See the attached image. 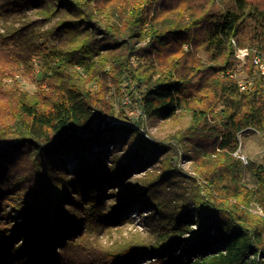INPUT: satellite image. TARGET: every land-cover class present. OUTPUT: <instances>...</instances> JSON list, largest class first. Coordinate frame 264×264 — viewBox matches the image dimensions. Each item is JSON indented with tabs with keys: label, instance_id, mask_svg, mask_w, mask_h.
I'll use <instances>...</instances> for the list:
<instances>
[{
	"label": "trees",
	"instance_id": "16d2710c",
	"mask_svg": "<svg viewBox=\"0 0 264 264\" xmlns=\"http://www.w3.org/2000/svg\"><path fill=\"white\" fill-rule=\"evenodd\" d=\"M27 1L57 42L0 6V264H264V156L251 183L236 155L248 130L264 142V77L252 55L245 91L226 75L233 41L264 54V0ZM21 72L38 93L7 87ZM123 86L173 132L130 121ZM136 210L145 228L103 240Z\"/></svg>",
	"mask_w": 264,
	"mask_h": 264
},
{
	"label": "rangeland",
	"instance_id": "374dc122",
	"mask_svg": "<svg viewBox=\"0 0 264 264\" xmlns=\"http://www.w3.org/2000/svg\"><path fill=\"white\" fill-rule=\"evenodd\" d=\"M223 0H218V2L220 3ZM0 6L4 7V6H8L10 8V11L12 12V14L10 15V19L12 21H16L19 19H23V18H28L31 19L32 21H34V25L39 28V30L41 31V33L43 34V42H45L47 45H53L56 44L57 40L55 38V36H52L50 33H48V28L51 26V24L54 22H46L45 19H43L40 16V12H38L37 10H35L32 7V4H28L27 0H0ZM4 23V19L3 17L0 16V24ZM238 46V45H237ZM185 48L187 49L188 46L186 45ZM240 48V47H239ZM198 56L206 62L207 60V56L204 53L203 50H199L198 51ZM239 60V59H238ZM240 62V66L239 68H237L239 71H241V74L246 75V71L243 72V69H245V66L241 64ZM32 68H33V77L36 79H40L41 78V72L43 70V65H42V61L38 58H34L33 62H32ZM78 69H80L78 67ZM13 80H17L15 81L18 85V88L22 91H25L29 94H36L39 91V87L37 86L36 83H34L32 81V77L28 76L27 73L25 72H21L18 73L16 75L15 78H8L5 79V83L7 85V87H11L13 86V84L15 83ZM12 81V82H11ZM41 90H47L46 85H42ZM129 91V90H128ZM128 91L126 90V86H123L119 92H116V97L114 98V103L117 109L122 108L121 106L124 105V101L126 97H130L128 95ZM126 109V111H128L129 108L124 107ZM132 121V120H130ZM134 122V121H132ZM186 120L183 121V123H185ZM137 123V122H136ZM138 127L141 128V130L144 133H149V135H152L153 137H158L161 139H164L168 133H172L173 132V125L171 124H165V123H156V124H151V122L146 121H140L137 123ZM167 143H169V141H165ZM238 154L241 156H245L247 158V160L250 162L252 161H258L261 159V157L264 156V142L259 134V132L254 131V130H248L246 131L244 134L240 135V147L238 149ZM190 158H187V160H183L179 157H175L174 158V165H176V167L178 168V170L181 172L180 175L182 177H195L193 171H192V163L191 161H188ZM244 162V161H243ZM246 164V168H245V173H244V180L246 182H254V177L252 176L248 164ZM137 177H142L143 174H136ZM183 179L181 180V182H184ZM175 189H177V185L174 186ZM110 191V190H109ZM251 211L258 213L259 209L254 207L250 209ZM7 212L8 214H10V218L11 220H13V222L15 223H19L22 224L23 223V216H20V212L17 211H13L11 209V207L7 208ZM148 213L146 211H141L140 213L136 210L135 213H133V215L131 216L133 218V222H126L124 225L118 227V228H114L113 231L111 233H106L104 235V237L102 236L103 240L105 241H109V240H115V239H123L125 237L128 236V234L132 233L133 231H136L137 229H142V227L145 228L144 226V217L147 215ZM148 261L143 260L141 262H139L138 264H146Z\"/></svg>",
	"mask_w": 264,
	"mask_h": 264
},
{
	"label": "built area",
	"instance_id": "2783aa9c",
	"mask_svg": "<svg viewBox=\"0 0 264 264\" xmlns=\"http://www.w3.org/2000/svg\"><path fill=\"white\" fill-rule=\"evenodd\" d=\"M233 43L236 46V57L241 61V64L244 65L247 62L248 57L252 55V62L256 71L264 77V54L256 50L250 51L247 48H239L235 41H233ZM226 75L238 81L239 89L241 91H245L252 83L251 78H248L247 75L241 74L238 70L228 71ZM124 105L129 108L127 113L132 121L138 123L146 119V115L136 104H133L130 97L125 98ZM236 155L243 160L245 164L248 163L245 156H241L238 153H236Z\"/></svg>",
	"mask_w": 264,
	"mask_h": 264
}]
</instances>
